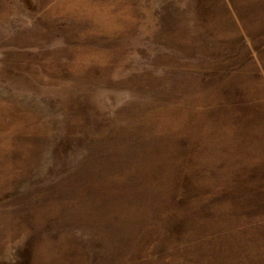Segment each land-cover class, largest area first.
<instances>
[{
    "label": "rangeland",
    "instance_id": "1",
    "mask_svg": "<svg viewBox=\"0 0 264 264\" xmlns=\"http://www.w3.org/2000/svg\"><path fill=\"white\" fill-rule=\"evenodd\" d=\"M0 264H264V0H0Z\"/></svg>",
    "mask_w": 264,
    "mask_h": 264
},
{
    "label": "bare ground",
    "instance_id": "2",
    "mask_svg": "<svg viewBox=\"0 0 264 264\" xmlns=\"http://www.w3.org/2000/svg\"><path fill=\"white\" fill-rule=\"evenodd\" d=\"M2 145V144H1ZM7 146V145H6Z\"/></svg>",
    "mask_w": 264,
    "mask_h": 264
}]
</instances>
